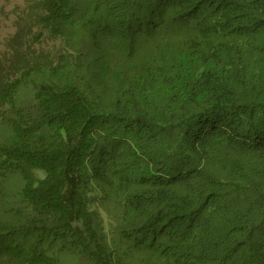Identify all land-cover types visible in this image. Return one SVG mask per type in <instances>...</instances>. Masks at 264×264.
Here are the masks:
<instances>
[{
	"label": "trees",
	"instance_id": "obj_1",
	"mask_svg": "<svg viewBox=\"0 0 264 264\" xmlns=\"http://www.w3.org/2000/svg\"><path fill=\"white\" fill-rule=\"evenodd\" d=\"M27 1L0 264H264V0Z\"/></svg>",
	"mask_w": 264,
	"mask_h": 264
},
{
	"label": "rangeland",
	"instance_id": "obj_2",
	"mask_svg": "<svg viewBox=\"0 0 264 264\" xmlns=\"http://www.w3.org/2000/svg\"><path fill=\"white\" fill-rule=\"evenodd\" d=\"M29 18L27 0H0V57L10 52L9 39L16 33L19 24L24 25ZM35 29V26H34ZM63 41L50 36L42 37L40 42H33V48L52 49L59 47Z\"/></svg>",
	"mask_w": 264,
	"mask_h": 264
}]
</instances>
